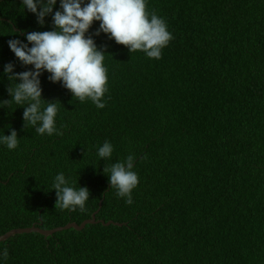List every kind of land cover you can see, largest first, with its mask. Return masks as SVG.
Instances as JSON below:
<instances>
[{
  "label": "trees",
  "instance_id": "1",
  "mask_svg": "<svg viewBox=\"0 0 264 264\" xmlns=\"http://www.w3.org/2000/svg\"><path fill=\"white\" fill-rule=\"evenodd\" d=\"M20 6L0 0V100L9 99L4 65L26 70L8 41L52 29L51 17L42 27ZM147 10L174 37L161 59L94 37L107 52L105 108L47 72L42 96L59 101L61 135L40 136L24 128L23 108H0V131L19 137L16 150L0 146V236L80 225L97 211L124 225L18 234L0 243L6 264H264V0H147ZM106 140L105 162L96 149ZM129 154L139 175L131 205L103 173ZM60 171L89 189L86 211L55 206Z\"/></svg>",
  "mask_w": 264,
  "mask_h": 264
},
{
  "label": "clouds",
  "instance_id": "2",
  "mask_svg": "<svg viewBox=\"0 0 264 264\" xmlns=\"http://www.w3.org/2000/svg\"><path fill=\"white\" fill-rule=\"evenodd\" d=\"M21 6L22 12L34 14L42 27L51 17L52 29L24 31L26 42L19 38L8 41L9 49L26 70L16 72L11 62L4 65L2 75L9 81V99L0 100V108H23L24 128L32 127L40 136L62 134L57 127L59 101L42 96L40 78L45 72L49 81L60 83L79 102L91 101L97 109H103L108 92V69L104 64L107 52L97 46L94 37L105 34L130 53L139 50L155 60L162 58V50L174 39L165 19L147 10V0H21ZM94 22L99 26L91 33ZM0 146L16 150L17 131H0ZM113 152L114 145L106 140L97 147L96 156L100 161H112ZM135 161L136 156L129 154L103 168L115 196L128 205L133 203L132 193L139 184ZM52 190L57 197L55 206L61 211H86L89 189L76 187L65 172L54 176ZM8 258L7 247H0V264H6Z\"/></svg>",
  "mask_w": 264,
  "mask_h": 264
},
{
  "label": "water",
  "instance_id": "3",
  "mask_svg": "<svg viewBox=\"0 0 264 264\" xmlns=\"http://www.w3.org/2000/svg\"><path fill=\"white\" fill-rule=\"evenodd\" d=\"M102 203V202H101ZM102 205V204H100ZM99 211L95 212L93 215H92V218L88 219V220H85L82 224H77V223H69L67 224L66 226H63V227H58V228H54L52 230H43L39 227H36L35 225L30 227V228H17V229H13L11 231H9L8 233L0 236V243L1 242H4V241H7L8 239H10L11 237L15 236V235H18V234H30V233H39V234H42L44 236H51L57 232H60V231H64V230H69V229H75L77 231H81L83 230L87 225H90V224H97V223H102L103 225L105 226H110V225H117V226H123L124 224L122 223H116V222H113V221H108V222H105L103 220H97L96 218V215L98 214Z\"/></svg>",
  "mask_w": 264,
  "mask_h": 264
}]
</instances>
